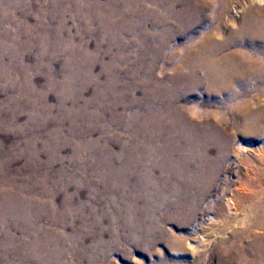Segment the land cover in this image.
Wrapping results in <instances>:
<instances>
[{
    "label": "rangeland",
    "instance_id": "rangeland-1",
    "mask_svg": "<svg viewBox=\"0 0 264 264\" xmlns=\"http://www.w3.org/2000/svg\"><path fill=\"white\" fill-rule=\"evenodd\" d=\"M150 10L0 0V264H220L258 221L264 98L251 126L180 74L208 8L187 29H129ZM230 199L245 224L210 225Z\"/></svg>",
    "mask_w": 264,
    "mask_h": 264
},
{
    "label": "bare ground",
    "instance_id": "bare-ground-1",
    "mask_svg": "<svg viewBox=\"0 0 264 264\" xmlns=\"http://www.w3.org/2000/svg\"><path fill=\"white\" fill-rule=\"evenodd\" d=\"M135 1L154 3V10H150L151 15L148 13L140 15L137 24L129 29L145 28L144 20L150 22L154 16L157 17L158 23L153 24L151 29L158 30L160 28L161 32L164 31V28L170 29L166 26L169 19H176L177 28L187 29L194 21L203 19L205 17L204 9L208 8L215 26L211 32H205L194 45L181 50L183 57L179 65L181 67L180 74L186 80L190 79L194 87L204 86L205 93L210 97L223 96L226 104L229 103L233 106L235 103V109L238 111L245 109L246 113L243 114L244 118L241 123L253 126V119H256L257 114H254L251 106L260 104L264 98V90L261 89V86H264V0H197L198 3L194 4L188 0ZM166 10L173 11V13L168 14ZM172 31L171 27L168 36ZM259 93L263 95L260 96ZM246 96L250 99L245 98ZM148 106L151 107L150 102ZM260 111L264 113V109ZM157 119L158 117L153 116L150 121L152 124H156L158 123ZM194 132L196 133V131ZM177 136L179 139L181 137L185 140L188 139L182 130L177 132ZM168 161L175 169L173 164L175 160L172 158L170 160L168 157ZM235 206V203L230 199L227 202L226 212L211 218L209 224L229 227L233 230L238 225L245 224L247 215L238 211ZM258 211V221L255 220L248 228L235 232L241 234L240 242L237 245L232 244L235 252L228 253V257L220 261V264H264V234L258 236L254 232H264L263 206ZM246 237L251 239L248 244L244 243ZM207 240L204 238L202 242ZM192 249L194 250L193 247Z\"/></svg>",
    "mask_w": 264,
    "mask_h": 264
}]
</instances>
